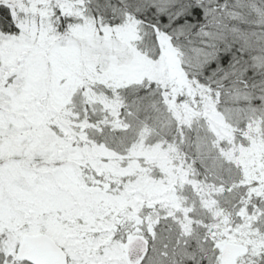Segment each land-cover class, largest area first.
<instances>
[{"label":"snow or ice","instance_id":"snow-or-ice-1","mask_svg":"<svg viewBox=\"0 0 264 264\" xmlns=\"http://www.w3.org/2000/svg\"><path fill=\"white\" fill-rule=\"evenodd\" d=\"M0 264H264V0H0Z\"/></svg>","mask_w":264,"mask_h":264}]
</instances>
